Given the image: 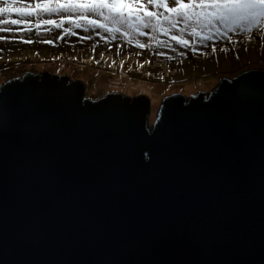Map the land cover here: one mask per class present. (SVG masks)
Returning <instances> with one entry per match:
<instances>
[{"label":"water","instance_id":"water-1","mask_svg":"<svg viewBox=\"0 0 264 264\" xmlns=\"http://www.w3.org/2000/svg\"><path fill=\"white\" fill-rule=\"evenodd\" d=\"M0 84V264H264V70L208 93Z\"/></svg>","mask_w":264,"mask_h":264},{"label":"rangeland","instance_id":"rangeland-1","mask_svg":"<svg viewBox=\"0 0 264 264\" xmlns=\"http://www.w3.org/2000/svg\"><path fill=\"white\" fill-rule=\"evenodd\" d=\"M169 6L173 5L170 3ZM147 7L153 10L150 5ZM11 18H17L16 14L13 13ZM32 20L35 22L34 17ZM16 27L13 26L14 32ZM65 27L68 25L65 24ZM76 31L77 36H68L61 41L57 37L62 34V30L44 32L42 28L40 33L34 30L32 34H24L25 39L31 38L35 41L32 45L21 43V34L18 32L15 39L11 34H5L7 39L0 41V84L19 77L26 71H47L82 81L84 96L88 99H97L114 92L130 98L145 95L149 99L147 124L150 126L161 100L166 96L178 94L187 99L198 92H210L219 79H230L250 69L264 70L261 68L264 65V41L260 39L261 34L258 32L251 39L246 36H233L232 41L235 43H220L215 55L211 54V47H208L198 49L196 56L187 51L181 57L179 52L185 50L179 46H176V51L166 46L141 50L134 45L128 46L120 39L111 42L112 50L108 51V46L96 34L100 30L91 33V40L82 39L88 36L82 29ZM160 38L168 39L163 36ZM44 39H51L54 44L41 43ZM141 39L147 41L146 37ZM93 44L98 47L93 49ZM117 44L124 49L120 55L115 51ZM169 44L174 45V42L169 40ZM220 47H228L229 51L220 52ZM246 48L256 51L246 52ZM138 51L141 53L139 56L136 55ZM205 51L207 55L200 54ZM101 52H104L103 57ZM251 52L260 55V64L241 68L243 60L247 61ZM237 56L240 57L239 60L236 59Z\"/></svg>","mask_w":264,"mask_h":264},{"label":"snow or ice","instance_id":"snow-or-ice-1","mask_svg":"<svg viewBox=\"0 0 264 264\" xmlns=\"http://www.w3.org/2000/svg\"><path fill=\"white\" fill-rule=\"evenodd\" d=\"M170 3L173 6H169ZM148 5L153 10H149ZM13 13L17 18H11ZM13 26H17L15 32ZM42 28L44 32L62 30L57 37L61 41L77 36L78 29L88 33L82 39L91 40V33L100 30L96 34L108 46V51L112 50L111 42L120 39L141 50L166 46L176 51L179 46L185 50L179 52L181 57L187 51L196 56L198 49L208 47L215 55L220 43H235L233 36L251 39L258 32L264 41V0H31L28 3L0 0V41L7 39L5 34L15 39L18 32L21 43L32 45L35 41L25 39L24 34H32L34 30L40 33ZM145 37L146 42L141 39ZM169 40L174 45L169 44ZM41 43L53 45L54 41L44 39ZM92 47L96 49L98 45ZM123 50L121 45H116L117 55ZM219 51L226 53L229 48L220 47ZM245 51L255 52L256 49L246 48ZM100 54L103 57L104 52ZM136 55L141 53L138 51Z\"/></svg>","mask_w":264,"mask_h":264},{"label":"bare ground","instance_id":"bare-ground-1","mask_svg":"<svg viewBox=\"0 0 264 264\" xmlns=\"http://www.w3.org/2000/svg\"><path fill=\"white\" fill-rule=\"evenodd\" d=\"M244 63L241 64V68H248L250 66H258L260 63V55L251 52V55L248 57L247 61L243 60ZM262 61V60H261ZM238 67V68H240ZM239 70V69H238Z\"/></svg>","mask_w":264,"mask_h":264}]
</instances>
